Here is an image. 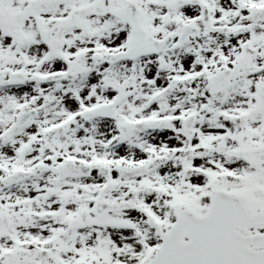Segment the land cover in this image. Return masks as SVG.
<instances>
[{
    "label": "snow or ice",
    "instance_id": "snow-or-ice-1",
    "mask_svg": "<svg viewBox=\"0 0 264 264\" xmlns=\"http://www.w3.org/2000/svg\"><path fill=\"white\" fill-rule=\"evenodd\" d=\"M0 264H264V0H0Z\"/></svg>",
    "mask_w": 264,
    "mask_h": 264
}]
</instances>
